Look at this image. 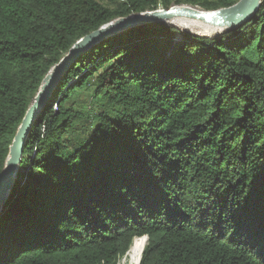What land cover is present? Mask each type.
Segmentation results:
<instances>
[{"label":"trees","instance_id":"obj_1","mask_svg":"<svg viewBox=\"0 0 264 264\" xmlns=\"http://www.w3.org/2000/svg\"><path fill=\"white\" fill-rule=\"evenodd\" d=\"M237 1L0 0V170L79 38L130 14ZM177 31L111 36L62 74L0 216V264H117L142 237L139 264H264V0L217 38ZM89 89L86 118L72 95Z\"/></svg>","mask_w":264,"mask_h":264},{"label":"water","instance_id":"obj_2","mask_svg":"<svg viewBox=\"0 0 264 264\" xmlns=\"http://www.w3.org/2000/svg\"><path fill=\"white\" fill-rule=\"evenodd\" d=\"M261 3L262 0H238L229 7L210 11L190 5H173L168 9L144 11L115 18L79 38L58 63L47 72L15 130L3 167L0 170V216L5 210L6 202L15 185L23 151L34 123L49 102L62 74L92 46L111 36L143 25L153 23L171 25L170 21L175 19H188L216 28L220 30L215 36L217 38L222 34L240 29L250 22L258 12ZM145 239L147 240V237Z\"/></svg>","mask_w":264,"mask_h":264},{"label":"rangeland","instance_id":"obj_3","mask_svg":"<svg viewBox=\"0 0 264 264\" xmlns=\"http://www.w3.org/2000/svg\"><path fill=\"white\" fill-rule=\"evenodd\" d=\"M174 21V20H173ZM173 21H170L171 25L167 24V26L171 27V28H175L178 33V35H176V37H179V33H194V34H201V33H207V31L205 29H201L200 26H189L188 28H181L179 27V25L175 24ZM173 25V26H172ZM185 31V32H184ZM188 32V33H186ZM210 33V32H208ZM190 35V34H188ZM81 66V64L78 65V68ZM90 91H85L84 93H80V92H76L74 95H72V100H75V104H74V110L81 112L84 116H86V118L88 116H90V111H89V107H90V97H91V93H92V89H89ZM86 118L83 117V119L78 123V134L83 135L87 133L89 127H88V122H86ZM94 124V123H92ZM75 140H78V137L75 136ZM22 171L18 170L17 172V176H16V180H18L21 177ZM124 260V257L122 259H120L119 264H124L126 263V261L124 263H122Z\"/></svg>","mask_w":264,"mask_h":264},{"label":"bare ground","instance_id":"obj_4","mask_svg":"<svg viewBox=\"0 0 264 264\" xmlns=\"http://www.w3.org/2000/svg\"><path fill=\"white\" fill-rule=\"evenodd\" d=\"M175 24L179 25V27L181 28H188L189 26H200L201 29H205L208 32V34H211L209 36H216L220 30L204 25L201 22H197V21H192V20H188V19H175L173 21ZM205 37V36H202ZM147 240L145 239V237L142 238H136L135 240H133L128 252L125 254L124 260L122 263H124L126 261V263L124 264H139L141 257H142V253L143 250L145 248Z\"/></svg>","mask_w":264,"mask_h":264},{"label":"built area","instance_id":"obj_5","mask_svg":"<svg viewBox=\"0 0 264 264\" xmlns=\"http://www.w3.org/2000/svg\"><path fill=\"white\" fill-rule=\"evenodd\" d=\"M176 35H178V33H176ZM179 36H180V35H179ZM117 264H119V262H118Z\"/></svg>","mask_w":264,"mask_h":264}]
</instances>
